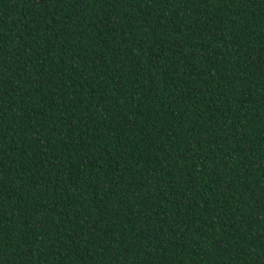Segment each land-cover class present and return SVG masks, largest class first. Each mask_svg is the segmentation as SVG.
<instances>
[{
	"label": "trees",
	"instance_id": "obj_1",
	"mask_svg": "<svg viewBox=\"0 0 264 264\" xmlns=\"http://www.w3.org/2000/svg\"><path fill=\"white\" fill-rule=\"evenodd\" d=\"M0 264H264V0H0Z\"/></svg>",
	"mask_w": 264,
	"mask_h": 264
}]
</instances>
